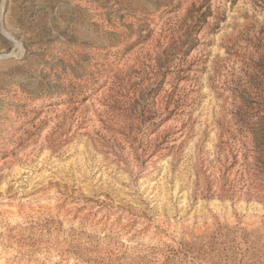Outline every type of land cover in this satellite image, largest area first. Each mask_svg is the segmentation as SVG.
I'll return each mask as SVG.
<instances>
[{"label": "rangeland", "instance_id": "rangeland-1", "mask_svg": "<svg viewBox=\"0 0 264 264\" xmlns=\"http://www.w3.org/2000/svg\"><path fill=\"white\" fill-rule=\"evenodd\" d=\"M0 264H264V0H0Z\"/></svg>", "mask_w": 264, "mask_h": 264}]
</instances>
